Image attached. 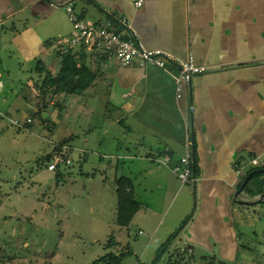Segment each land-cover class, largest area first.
I'll return each mask as SVG.
<instances>
[{"label":"crops","instance_id":"crops-1","mask_svg":"<svg viewBox=\"0 0 264 264\" xmlns=\"http://www.w3.org/2000/svg\"><path fill=\"white\" fill-rule=\"evenodd\" d=\"M67 3L90 21L124 16L146 48L178 59L191 54L206 67L177 97L176 66H120L87 49V63L97 72L89 88L116 100L111 121L124 126L122 157L139 163L133 179L153 176L165 191L177 179L172 167L189 152L195 172L188 183L199 217L185 232L188 250L194 252L192 243L216 249L222 260L235 261L241 252L248 257L235 229L254 221L241 207L256 204L241 201L264 193L238 192L251 169L264 167V0H143L140 7L131 0H0V43L12 44L21 33L58 47L71 32Z\"/></svg>","mask_w":264,"mask_h":264},{"label":"rangeland","instance_id":"rangeland-1","mask_svg":"<svg viewBox=\"0 0 264 264\" xmlns=\"http://www.w3.org/2000/svg\"><path fill=\"white\" fill-rule=\"evenodd\" d=\"M41 38L29 41L20 33L12 44L0 43V264H92L123 249L131 252L120 264H264V203L241 207L254 220L235 229L236 244L248 257L240 251L237 260H222L216 249L212 253L192 243L194 252L188 250L185 232L199 217L193 185L172 177L164 191L155 187L153 176L133 179L139 163L122 157L125 130L122 122L111 121L116 100L108 94L93 87L80 95L52 94L42 113L46 122L33 115L37 62L53 74L59 68L58 47ZM29 117L33 121L25 128ZM59 143L55 153L71 162L49 171L46 155ZM119 176L133 179L135 198L144 204L128 227L116 224ZM248 186L264 189V173ZM110 238L117 245L108 247Z\"/></svg>","mask_w":264,"mask_h":264},{"label":"built area","instance_id":"built-area-1","mask_svg":"<svg viewBox=\"0 0 264 264\" xmlns=\"http://www.w3.org/2000/svg\"><path fill=\"white\" fill-rule=\"evenodd\" d=\"M131 1L136 7H140L143 3V0ZM64 8L72 28L69 37L59 41L61 52L67 49L76 50V46H83L88 50L106 54L120 66L144 67L153 65L165 70L168 69L169 65H174L178 71L176 78L177 97H180L184 83H188L192 76L206 70L205 66L194 62L191 54L185 59H178L163 50L146 48L133 30L130 20L124 16L108 18L103 21H90L75 14L69 3L65 4ZM115 25L121 29L116 28ZM26 121L29 122L30 119L27 118ZM189 159L190 153L187 152L172 167V172L181 183H188L192 180ZM70 162L69 158L54 155L47 164V169L53 171L58 165H68ZM252 162L257 164L256 159H253Z\"/></svg>","mask_w":264,"mask_h":264},{"label":"trees","instance_id":"trees-1","mask_svg":"<svg viewBox=\"0 0 264 264\" xmlns=\"http://www.w3.org/2000/svg\"><path fill=\"white\" fill-rule=\"evenodd\" d=\"M91 51L97 55H100L102 58L108 57L104 53L94 50ZM55 53L59 61V68L56 73L53 74L49 70H47L41 61H38L35 66V71L39 74L40 79L37 82L33 83L34 90L36 91L35 96L37 100V110L34 112L33 115L39 117L41 121H45L42 117V113L47 109L48 105L50 104L49 101L52 94H63L65 96L80 95L93 84L97 77L96 70L92 69L91 66L87 63L88 53L85 47L81 46L79 47V49L76 50L67 49L64 52H61L58 46ZM56 105H58V103H56ZM59 107H61L60 104ZM29 119L30 121H26L24 124L25 128H28L33 121L32 117H29ZM64 142H66V140L62 141L61 144H63ZM59 146L60 143L56 144L53 148V151L46 155L47 164L52 160L54 155H58L55 152L56 150H59ZM191 155H193V152L191 153ZM57 167L55 168V170L57 169ZM190 168L193 170V172H195V163L193 164L191 158ZM261 169H264V167L253 168L248 173H250L251 171H256L255 175H258L260 174L259 170ZM60 175V171L56 173L57 178H59ZM251 180L252 178L245 184L243 189L247 191L250 195H254L256 193H259L261 189H253L249 187L248 184ZM114 181L117 196L116 224L119 227H128L134 215L144 207V204H142L135 198L134 183L130 177L119 176L116 177ZM241 184L242 183H240V186ZM188 218L189 217H187L183 221L180 227H183L188 222ZM171 238L172 235H170L164 241L162 246L159 248V251H161L162 248L165 247L171 241ZM113 245H117V242L113 238H110L107 243V246L112 247ZM130 252L131 250L129 249H123L118 254L109 251L105 255L96 259L92 264H95L96 262H103L104 264H120Z\"/></svg>","mask_w":264,"mask_h":264},{"label":"water","instance_id":"water-1","mask_svg":"<svg viewBox=\"0 0 264 264\" xmlns=\"http://www.w3.org/2000/svg\"><path fill=\"white\" fill-rule=\"evenodd\" d=\"M259 171H260V172H264V169L259 170ZM255 173H256V171H252V172H250V173L245 177V179L243 180V182H242V184H241V186H240L238 192H240V191L243 190L245 184H246V183H247V182L253 177V175H254ZM238 192H237V194H238ZM237 194H236V195H237ZM235 197H236V196H235ZM263 201H264V193L260 194V196L258 197V199L254 200V201H249V202H247V201H241V203H242V204H246V205H251V204L261 203V202H263Z\"/></svg>","mask_w":264,"mask_h":264}]
</instances>
